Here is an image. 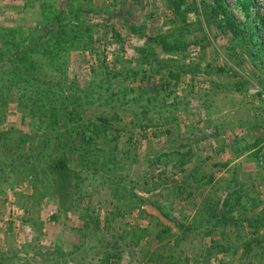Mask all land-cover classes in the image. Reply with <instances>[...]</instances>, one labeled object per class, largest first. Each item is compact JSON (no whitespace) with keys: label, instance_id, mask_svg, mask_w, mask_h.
<instances>
[{"label":"rangeland","instance_id":"1","mask_svg":"<svg viewBox=\"0 0 264 264\" xmlns=\"http://www.w3.org/2000/svg\"><path fill=\"white\" fill-rule=\"evenodd\" d=\"M201 1H181L176 16L168 0H0V264H264L235 251L247 239L264 249V0L247 11V0H224L237 34ZM55 16L95 28L59 45L46 36ZM117 20L137 34L103 45ZM145 36L178 44L164 56L177 62L170 69L196 75L176 82L163 68L165 79L144 80L152 70L135 47ZM102 120L113 135L83 145L77 132ZM117 128L122 167L105 175L96 150ZM62 157L72 174L65 204L44 170ZM195 170L212 182L189 201L174 197ZM234 190L239 230L228 239L186 230L197 203ZM158 225L171 229L162 242L150 237Z\"/></svg>","mask_w":264,"mask_h":264},{"label":"trees","instance_id":"2","mask_svg":"<svg viewBox=\"0 0 264 264\" xmlns=\"http://www.w3.org/2000/svg\"><path fill=\"white\" fill-rule=\"evenodd\" d=\"M181 1L183 0H168V6L169 8L173 11V14L178 16V14L180 12H182V3ZM214 3V5H212ZM203 10L208 13L211 12L213 15L212 16H219L222 19L220 21H222V23H224L225 25V29H227L229 32H233L236 33L240 30L241 25L235 20L233 14L231 13V11L228 9V7L225 5L224 0H214L212 3L206 1V0H202L201 1ZM245 10H249L250 5H252V2H250L249 0H247L245 2ZM196 11H198L197 7L195 8ZM94 11L92 10H88V13H92ZM98 12V11H95ZM204 12V13H205ZM62 15V14H61ZM60 15V16H61ZM56 17L51 19V21H47V26L50 30L47 31L46 36L53 34L54 33V37L57 38L58 40V44L61 45V41H65L67 42V40H69V42H74L75 37L79 36L82 31L83 27L85 24H87V28L90 27L89 29H85L86 31L92 32L93 30V24L89 21L88 23L83 24V22L78 21L79 25H71V26H66L64 24H62V17ZM124 20V19H123ZM123 20H117L114 21V24H110L111 29H110V34L111 36H109V33H105L103 34L102 37H100V39L103 42V45H110L111 42L113 43H117L116 45H120L121 47H125L129 41L130 34H137V30L138 28H136V26H134L132 23L130 24L129 27L127 26H121L120 24H122ZM81 22V23H80ZM118 25H116V24ZM90 26H89V25ZM120 25V26H119ZM95 28V26H94ZM223 29V26L221 27ZM72 31L74 34L73 36H67L66 33ZM67 36V40H66V36ZM108 36L110 37L108 39ZM89 39H93L92 35L89 36ZM145 39V43H143L142 45H137V47H135L136 52L142 57L144 64L145 65H150V68L152 70V73L150 75H145L144 73V80H149L151 81L152 78H155L157 75L162 76V79H165L166 77H164L165 72L164 70H168V76H167V80L168 79H175L176 82L179 81V79L181 78L182 72H184V74L186 73H192L194 76L196 75L197 71L196 70H192V66L188 65L187 69L185 66V70L182 69L180 70H175V69H170V66H172L173 68L176 67V65L174 63L176 60H171V58H164V56H169L170 54H172L173 52L177 53L180 51L181 47L178 46V44H172V43H167L165 41H163L162 37H154V36H145L143 37ZM92 43V41H90ZM264 42L260 41V44H263ZM264 51V50H263ZM257 53H259V51H257ZM255 53V54H257ZM57 54V52H56ZM162 65H165L164 67H162ZM163 68H165L163 70ZM178 71V72H176ZM195 73V74H194ZM158 89V88H157ZM159 89L156 90V93H158ZM151 99V97H150ZM64 111L66 112H72V110L68 107V106H64ZM76 123V122H74ZM91 129H89V134L87 133L88 131L83 127H81V129L79 130V132H77L76 137L80 138V141L83 143V145H94L97 146L98 142L97 140H100L102 138L107 139L108 136L113 135V129H111V125L109 123V120H102L100 121L99 124H91ZM119 128L115 129V135L110 138L109 140H105V142L100 143V147L98 146L96 152H97V157L96 160L98 159V161L96 162V164L94 166H97L98 164L100 165L99 159H104L101 161V165L104 168L105 167V175L111 173V171L113 169H119L122 167L121 165V161L120 158H117V156L115 155V152L119 150V137H120V130L118 131ZM147 128L143 127L142 130H146ZM88 134V135H87ZM87 135V136H86ZM95 136V138H94ZM94 143V144H93ZM65 149V148H64ZM70 153H75L76 152V147H72L70 149H67ZM105 154L104 156L100 157L101 154ZM67 154H65L66 156ZM111 162H114L116 164H114V166L109 167V164ZM69 159L62 157V158H54L52 161L49 162L48 165L45 166L44 170L46 171L47 175H50L52 177L53 180L57 181V184H62V192L60 193V197H61V202L63 204L64 200L67 201V199H70V192L69 189L67 190V192H64V188L70 187L71 186V168L69 166ZM181 164H185V161H182ZM107 169V170H106ZM98 168H96L94 170L95 173H97ZM198 170H195V173L192 174L189 179H187L186 181H184V183H182L181 185L176 187V192L173 191L172 195L178 199H181L183 202L189 201L190 198L195 197L194 193L199 191L200 189H203V187L207 186L208 184H210L212 182V179L209 176H204L201 179H197L195 178L196 174H197ZM54 176V177H53ZM106 177V176H105ZM106 180V178H104ZM193 179V181H191ZM209 179V180H207ZM107 181L109 182V178L107 179ZM239 184V183H238ZM241 185V184H240ZM241 187V186H240ZM192 188V189H191ZM229 188V187H228ZM189 189H191L190 192ZM242 189V187H241ZM146 190V189H145ZM60 191V190H59ZM147 193L149 192L148 190L146 191ZM243 197H241V195H239L238 191H233L230 194H226L225 198H221L219 196L215 197L212 195V197L208 198L205 202H203L201 205L200 204H196L195 205V213H194V217H193V224H190L189 227L186 228V230L190 233V232H198L201 231L202 229H206L205 230V234L207 237H209L210 235H221L224 239H228L229 238V233L231 232L232 229H237L239 230V227L242 226L241 225V220L238 219V217L242 216L243 213L240 211V209L243 208L244 205H242L239 201L242 200ZM121 199H126L125 196H123ZM65 201V202H66ZM239 211L240 216H236L237 212ZM258 222V219L256 218H248L246 220L247 224L250 226H253L254 222ZM197 224H200V226H197ZM182 226V225H181ZM157 230L154 231H150V237H153L156 241L162 242L164 240V238L167 236V234L170 232L171 233V229L168 227H163L162 225H158ZM149 231V230H148ZM258 231V230H257ZM256 231V234L258 233ZM146 232V230L144 231ZM229 232V233H228ZM255 234V235H256ZM209 235V236H208ZM138 243L141 242V237H138ZM251 240H245L243 241V243L241 244L240 247L236 248L235 251L236 253H238L239 251H241L242 256L244 259L249 258L250 256L254 257L255 259H257L258 261H262L263 259V248H253L254 247V243H251ZM261 242V241H259ZM242 249V250H241ZM254 250H257V252H254ZM226 253L229 252L228 249L224 250Z\"/></svg>","mask_w":264,"mask_h":264}]
</instances>
